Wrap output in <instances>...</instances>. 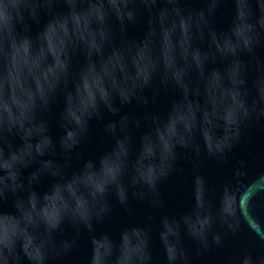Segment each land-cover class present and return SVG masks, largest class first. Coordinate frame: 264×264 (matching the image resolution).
I'll list each match as a JSON object with an SVG mask.
<instances>
[{"label":"water","instance_id":"obj_1","mask_svg":"<svg viewBox=\"0 0 264 264\" xmlns=\"http://www.w3.org/2000/svg\"><path fill=\"white\" fill-rule=\"evenodd\" d=\"M0 264H264V0H0Z\"/></svg>","mask_w":264,"mask_h":264}]
</instances>
